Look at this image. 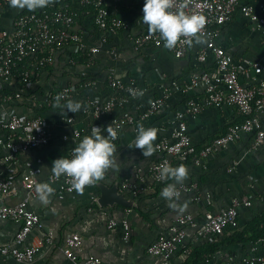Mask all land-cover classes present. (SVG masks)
<instances>
[{
	"label": "crops",
	"instance_id": "obj_1",
	"mask_svg": "<svg viewBox=\"0 0 264 264\" xmlns=\"http://www.w3.org/2000/svg\"><path fill=\"white\" fill-rule=\"evenodd\" d=\"M240 3L253 7L258 16L264 17V0H241ZM23 11L26 9L12 8L0 0V29H11L14 18ZM108 11L111 17L120 19L127 28L115 32L95 31L91 23L92 17L84 22L85 28H78L87 47L99 43L100 38L105 39L93 65L87 67L70 61V53L75 54L74 47L65 50L67 47L65 46L58 51L50 66L51 70H37L30 85L21 92L20 98L0 105V124L12 114L20 117L35 116L36 109L43 107V118L49 132L47 145L21 153L16 161L10 164L2 162V157L7 152L0 145V178H11L15 190L6 198V203L15 205L28 198V210L40 218L41 226L34 228L25 240V245L39 244V250L29 264H73L64 256L61 247L65 238L74 233L82 239L81 247L76 251L78 259L82 261L88 256H95L104 264H181L185 259L183 248H179L169 259L153 257L147 253L148 245L165 231L161 228L167 229L175 222L179 209L183 208L185 212L190 213L197 225H200L206 213H218L228 207L232 199H249L250 206L241 205L238 208L241 230H248L256 218L264 215V140L256 150H252L250 145L254 135L251 134L243 135L240 140L230 144L222 152L211 155L200 166L192 162L173 161L171 166L184 165L188 171L187 177L176 186L197 183L198 200H193V193L197 192H192L184 193L174 201H167L160 196V192L175 181L168 179L158 184L152 179L149 168L159 160V156L143 157L142 150L135 149L136 135L132 128H124L115 143L116 166L106 170L103 179L96 183H103L109 187L117 185L119 192L133 202L132 207L136 206L137 200L132 199L130 192H122L121 184L128 181L134 187H144L145 191L137 198L140 199L141 211L151 213L149 221L131 209L132 207L113 208L111 212L94 211L91 205L94 202L93 197L96 196L90 188L94 189L95 184L85 187L82 193L77 191L59 193L56 186L49 183L52 162L62 156L67 157L83 139L80 141L72 139L73 128H84L86 135H90L91 126L98 125L102 129V134L106 135L107 132L103 130L109 126L108 118L95 121L87 100L104 103L117 94L107 89V75L111 69L119 79L135 80L140 92H143V95H139L138 99L127 107V110L134 114L144 111L148 102L159 96L163 88H170L172 82L183 84L195 74L210 73L215 69V60L211 55L203 64L196 60L197 51L205 45L203 39V43L194 42L187 54L180 59L175 58L164 47L148 46L135 52L130 37L154 33L142 22L140 0H123L119 4L109 6ZM219 30L216 44L232 57L240 83L245 87L256 86L259 80L264 78V42L261 35L253 29L252 23L239 10L234 13L231 21ZM109 50H114L116 56L109 55ZM256 63L262 66L260 75L253 71L252 65ZM85 80L91 81L92 84L83 88L80 84ZM17 82L11 80L6 83L0 80V90L5 93H16L20 91ZM67 85L76 86L68 100L80 101L83 105L78 113H68V117L74 118L73 124L66 123L68 117L62 115L61 109L45 102L49 94H56ZM190 97L203 99V87H198ZM188 98L187 95L172 91L166 106L146 121L145 128L157 129L154 144L169 139L175 127L174 117L184 109ZM65 102L67 100L62 103ZM259 118L264 131V111ZM242 121L243 118L234 108L227 106L222 109L207 108L195 119H188V134L192 144L201 149L213 139L222 136L228 125ZM5 135L6 132L0 126V140ZM65 135L69 137L66 141L63 140ZM229 168L231 171H228ZM26 174H30L37 183L47 182L55 189L49 197V203L44 204L40 201L36 186L35 196H29L30 193L21 183V178ZM207 195L209 204L206 202ZM171 203H175L177 207H170ZM123 219L127 220L130 229L128 241L124 238L125 232L121 225ZM110 220L117 222L113 229L108 228ZM18 229L17 223L0 220V245L13 244ZM185 231L183 244L189 250L205 241L201 238L198 228L186 227ZM49 235L52 236L50 244L45 241ZM260 239L264 242V236ZM213 241L216 242V239L213 238L211 242ZM257 241L218 250L206 262L245 264V261L251 258L264 257V243ZM0 264L24 263L9 257H0Z\"/></svg>",
	"mask_w": 264,
	"mask_h": 264
},
{
	"label": "built area",
	"instance_id": "obj_2",
	"mask_svg": "<svg viewBox=\"0 0 264 264\" xmlns=\"http://www.w3.org/2000/svg\"><path fill=\"white\" fill-rule=\"evenodd\" d=\"M2 1L5 4L9 3V0ZM122 1L80 0V4L93 7V22L100 31L115 32L125 30L127 27L120 19L109 15L108 7ZM140 1L143 8L144 0ZM240 1L172 0L173 6L170 11H183L188 15L202 14L206 17V24L202 32L198 34L205 41V45L197 51L196 60L203 64L211 55L215 60L213 72H200L183 84L172 82L170 88H163L159 96L148 102L144 111L134 114L127 110V107L138 99L139 85L133 79L122 80L115 77L111 69L107 75V89L117 94L104 103L87 100L92 118L95 121L108 118L109 126L112 125L117 132L116 139L112 141L115 144L121 131L126 127L132 128L134 134L137 135L138 127L141 124L145 125L149 118L158 114L166 106L172 91L189 96L184 109L176 113L174 117L175 127L171 131L169 139L160 140L154 144L155 150L152 155L159 156V160L150 166L149 173L157 183L164 181L160 178L161 165L171 166L173 161H185L188 156H193V163L200 166L211 155L222 152L245 134L254 135L250 149L256 150L263 143L264 131L259 116L264 111V78L260 79L256 86H243L239 81L232 57L216 44L220 34L219 29L231 21L237 10L252 23L253 29L261 35L264 42V17L258 16L253 7L242 5ZM76 16V12L69 5L55 7L54 3H50L47 11L19 15L14 18L11 29H0V80L7 83L16 76L19 85L25 89L32 82L36 70L44 66H51L58 51L68 44L74 47L76 54L85 53L87 67L93 65L95 57L101 52V46L102 43H105V39L100 38L99 43L87 47L82 35L72 31ZM130 40L135 52L148 46L164 47V42L156 32L133 36L130 37ZM184 40L185 38L181 37L174 48H166L177 59L183 58L193 45H188ZM108 53L113 57L116 56L114 50H109ZM252 67L255 74H261L262 66L260 64L256 63ZM91 84V81H85L80 86L85 88ZM200 86L203 87V99L190 97ZM75 90L76 86L67 85L60 92L49 94L45 102L51 105L58 95L63 97L62 102H64L71 97ZM21 92V89L16 93H4L3 90H0V105L20 98ZM224 106L234 108L243 121L228 125L222 136L213 139L203 148L196 149L188 134V119H195L204 109H222ZM70 118L71 120L67 118L65 121L68 124H73L74 118ZM0 126L6 132L5 137L0 140L1 147L7 152L2 157V162L5 164L16 161L21 153H27L47 145L49 142L47 124L41 116L20 117L12 114ZM93 126L98 127V125H92L91 131ZM84 135H86V129L80 127L72 129L71 137L75 141H80ZM68 138L66 135L63 136L64 141ZM71 154L72 151L67 157L70 158ZM228 171H231V168ZM48 181L56 186V191L59 193L75 191L72 188L70 177L56 178L51 175ZM21 183L24 189L30 193L29 196L34 197L37 180L30 174H26L21 178ZM197 189V183L176 186V190L180 193L179 197L184 193L197 192ZM120 190L130 192L131 197L136 199L145 191V188L134 187L130 182L124 181ZM14 191V183L11 178H0V220L12 221L19 225L13 244L0 245V257H9L19 263L29 264L34 260L39 250V244L25 245V240L34 228L41 226L40 218L36 213L28 210V198L15 205L6 203V198L10 197ZM96 199L93 197L95 203ZM193 200H198V192L193 193ZM206 202L209 204V195H207ZM241 205L250 206L251 202L249 199H232L230 205L218 213H206L204 221L200 225H197L190 213L179 209L175 222L168 226L147 248L148 255L169 259L179 248H183L184 253L189 254L190 250L183 244L186 227L198 228L199 234L204 240L211 236L221 235L228 227H238V208ZM116 225V221L110 220L108 228L113 229ZM121 225L125 232L124 238L128 240L130 229L127 220L123 219ZM45 241L50 244L52 236L46 237ZM257 242L264 243L262 239ZM81 244V237L76 233L71 234L65 238L61 251L73 264H104L95 256H88L84 261L79 260L76 251L80 249ZM255 263L264 264V257H254L245 261V264Z\"/></svg>",
	"mask_w": 264,
	"mask_h": 264
},
{
	"label": "clouds",
	"instance_id": "obj_3",
	"mask_svg": "<svg viewBox=\"0 0 264 264\" xmlns=\"http://www.w3.org/2000/svg\"><path fill=\"white\" fill-rule=\"evenodd\" d=\"M50 2L51 0H9L12 8L26 9L29 12L46 8ZM172 6V0H144L142 22L150 32L159 33L165 48H174L181 37H184V42L190 46L193 44V38L196 43H203L198 34L202 32L206 24V17L202 14L188 15L183 11L173 12L170 11ZM139 95H143V92L141 91ZM62 100L63 97L58 95L53 107L61 109L63 116L68 117V113H78L82 109L83 105L80 101L67 100L62 103ZM68 118L71 120L70 117ZM103 131L107 132V136L102 134L101 128L93 126L91 134L83 137L73 149L70 158L62 156L52 162L51 174L56 178L70 177L72 188L79 193L84 191L85 186L102 180L106 170L116 166L114 156L116 146L112 141L117 137V132L112 125ZM156 137V128H145L141 124L135 137V149L142 150L143 157L151 156L155 150L153 142ZM187 175L188 171L184 165L175 167L168 164L161 165L160 178L172 179L175 183L164 187L160 196L167 201L178 198L180 193L176 190V184L181 183ZM54 191L55 189L47 182L36 185L38 198L44 204L49 203V197ZM170 207L176 208L177 205L171 203ZM180 210L182 211L183 208Z\"/></svg>",
	"mask_w": 264,
	"mask_h": 264
},
{
	"label": "trees",
	"instance_id": "obj_4",
	"mask_svg": "<svg viewBox=\"0 0 264 264\" xmlns=\"http://www.w3.org/2000/svg\"><path fill=\"white\" fill-rule=\"evenodd\" d=\"M50 3H54L55 7L67 4V5H69L71 7V9L74 12H76L77 16H76V18L74 20V25L72 26V31L73 32L80 33L78 31V28H85L84 27V25H85L84 22H86V20L88 18H91V17H92V22H91L92 23V27L95 29V31L99 30L98 27H96L94 22H93L94 9H93L92 6H90V5H81L80 4V0H51ZM7 4L10 5L9 3H7ZM47 7L43 8V9L36 10L35 12H29L28 10H26V11L21 12L19 15H24V14H28V13H40L42 11L44 12V11H47ZM68 47L69 48H73L72 45L68 44L67 47H65V50L69 49ZM56 56H57V54H56ZM56 56H55V58H56ZM70 58H71L70 61H73L75 64H79V65H82V66L86 65V55H85V53H78V54L70 53ZM50 68H51L50 66H44V67L39 68V69L51 70ZM39 69H37V70H39ZM12 80H16V82L18 81L16 76ZM18 89H21L22 91L24 90V88H22V86H20V85H18ZM54 102L55 101H53L51 105H53ZM36 110H37V113H36L35 116L43 117V107H41L39 109H36ZM32 117H34V116H32ZM251 135H253V134H251ZM196 149H198V148L196 147ZM185 162H192V164H193V156H188L185 159ZM94 184H95L94 185L95 186L94 190L97 193V194L94 193V195H96V197H97L98 194H99V189L97 188V183L95 182ZM158 184H160V183H158ZM160 188H163V187H160ZM135 200H137V202H136L137 204H136V206L132 207L131 209L135 210L139 215L144 217V219L146 221H149L150 217H151V215H150L151 213L150 212H147V213L144 212L143 213L141 211L140 205H139L140 199L138 200V198H136ZM91 207H94V209H93L94 211L100 210L102 212H104V211L105 212H107V211L111 212V210L113 209V208H101L95 202H92ZM114 208L126 209V208H123V207H120V206H114ZM161 229L162 230H166L165 228H161ZM129 235H130V230H129ZM262 236H264V215L263 214L260 217L256 218L254 220L253 224L249 225V229L248 230L247 229H244V230L240 229V226H239V215H238V227H236V228L228 227V228H226L223 231V233L221 235H215V236L209 237L203 243H200L198 246L193 247V249L190 250L189 254L183 253V251H184L183 250L182 253L184 254L185 259H184V261L181 264H207L206 261L209 260L210 257L214 253H216L218 250H222V249H225L228 246H233V245H235V246L238 245L239 246V245H245L247 243H254L257 240H259ZM213 238L216 239V242H214V241L211 242ZM151 244H149L148 247Z\"/></svg>",
	"mask_w": 264,
	"mask_h": 264
},
{
	"label": "water",
	"instance_id": "obj_5",
	"mask_svg": "<svg viewBox=\"0 0 264 264\" xmlns=\"http://www.w3.org/2000/svg\"><path fill=\"white\" fill-rule=\"evenodd\" d=\"M99 194L96 197V203L101 208H114V206H120L123 208H131L133 202L127 199L122 193L119 192L117 185L111 187L97 183Z\"/></svg>",
	"mask_w": 264,
	"mask_h": 264
},
{
	"label": "rangeland",
	"instance_id": "obj_6",
	"mask_svg": "<svg viewBox=\"0 0 264 264\" xmlns=\"http://www.w3.org/2000/svg\"><path fill=\"white\" fill-rule=\"evenodd\" d=\"M90 189H91V191H93L95 194H97L96 191H95L93 188H90ZM95 196H96V195H95Z\"/></svg>",
	"mask_w": 264,
	"mask_h": 264
}]
</instances>
